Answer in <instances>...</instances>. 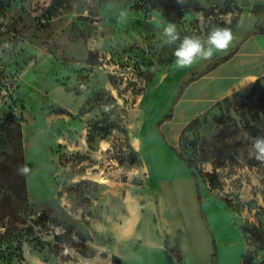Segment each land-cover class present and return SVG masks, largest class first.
I'll list each match as a JSON object with an SVG mask.
<instances>
[{"label": "rangeland", "instance_id": "1", "mask_svg": "<svg viewBox=\"0 0 264 264\" xmlns=\"http://www.w3.org/2000/svg\"><path fill=\"white\" fill-rule=\"evenodd\" d=\"M262 10L264 0H0V264H112L108 247L91 246L148 198L154 169L146 145L162 140L159 120L203 62L177 69L179 41L162 45L163 27L175 23L181 39L203 40ZM209 99L181 123L175 149L216 173L220 190L194 169L242 227L264 234V165L236 158L221 168L199 156L201 148L244 141L249 119L264 128V78ZM178 119L170 131L161 126L171 139ZM28 226L33 233L19 236ZM246 242L249 264H264L248 233ZM89 249L94 257L82 254Z\"/></svg>", "mask_w": 264, "mask_h": 264}, {"label": "crops", "instance_id": "2", "mask_svg": "<svg viewBox=\"0 0 264 264\" xmlns=\"http://www.w3.org/2000/svg\"><path fill=\"white\" fill-rule=\"evenodd\" d=\"M233 34L235 40L227 52H216L194 72L228 56L238 46L236 52L192 81L174 104L172 118L161 123V132L174 148L181 123L209 107L213 103L209 98L233 93L264 77V10L248 18ZM175 116L179 126L176 138L171 139L163 127L170 131L168 123ZM146 146L147 160L154 169V177L151 168V174L146 175L151 179L148 198L138 203L134 214L122 211L111 231H103L104 243L91 247H108L121 264H212L214 243L219 264H241L247 242L234 212L206 186H200L199 205L196 183L186 164L158 135ZM95 254L96 250L91 257ZM27 262L39 264L35 258Z\"/></svg>", "mask_w": 264, "mask_h": 264}, {"label": "trees", "instance_id": "3", "mask_svg": "<svg viewBox=\"0 0 264 264\" xmlns=\"http://www.w3.org/2000/svg\"><path fill=\"white\" fill-rule=\"evenodd\" d=\"M237 48H238V46L233 48L228 56L222 57L220 59H217V60L211 62L203 70L194 72L187 79H185L178 86L177 91L175 93V96L173 97L172 105H171L169 111L161 117V119L159 120V122L156 126V131L161 135L164 143L174 152L175 156L178 159H180L181 161H183L186 164L188 170L190 171V174L192 175V177L196 183L197 200H198L199 205L201 202L200 201V184H199V178L195 174V170H194L195 168H196V171H197L199 177L202 179V181L204 183L209 184L211 189L216 188V189L220 190V189H222L223 184L220 181L219 176L216 173L205 172L201 167H196L194 159H190V158L186 159V158L182 157V155L178 151H176V149L166 141L163 133L160 130V124L162 122L172 118L174 104L178 101V99L180 98L184 89L192 81L198 79L200 76H202L205 73L209 72L210 70L216 68L219 64L224 62L233 53H235ZM262 78H264V77H262ZM262 78H260L259 80H261ZM246 90H248V88H244V89L240 90L238 93H241V92L246 91ZM243 130H244V133L246 136L244 141L233 142L231 144H226L222 147H212L211 151H209L208 148H201L199 151L200 160L202 162H209L212 158H216L217 161H215L214 164L216 167H221V168H225L229 162H237L236 158H242L243 160H245L246 164L251 168L254 166L259 167V166L264 165V161H258L255 158H251L250 155L248 154V151L251 150V138H254L257 136H264V128H262L259 123H255L254 121H250V119H249L244 124ZM219 133L223 134L224 129H220ZM21 190L23 191V194H24L25 193V185H24L23 178H22ZM212 193L214 196L222 199L227 204V206L229 207V204H228L226 199L221 198L217 193H214L213 191H212ZM202 216H203V212H202ZM241 230L244 234L245 239H246V233H248L252 237V239L256 243H258L259 247L262 250H264V234L260 233L258 228L254 224H248V227H242L241 226ZM32 231H33V228L31 226H28L24 230H18V235L19 236L21 234H23L24 236L29 235V234L31 235L33 233ZM54 238L56 240L60 239L61 238L60 234L54 235ZM89 250L90 251L88 254H84V253H82V254L86 257L93 256L94 250L93 249H89ZM247 259H248V256L245 253L243 258H242L241 264H249V261H247ZM110 260H111L112 264H121L120 258L114 254L111 255ZM211 261H212V264H219L218 259H217L216 247H215L214 243H213V252L211 254Z\"/></svg>", "mask_w": 264, "mask_h": 264}, {"label": "clouds", "instance_id": "4", "mask_svg": "<svg viewBox=\"0 0 264 264\" xmlns=\"http://www.w3.org/2000/svg\"><path fill=\"white\" fill-rule=\"evenodd\" d=\"M178 3H185L186 0H177ZM128 12L119 11V19H126ZM235 40L230 28L215 27L207 35L206 39L199 36H181L175 23L168 22L161 31V43L164 46H172L179 41L174 50L175 66L177 69L191 67L198 60H211L216 52H227ZM251 158L264 161V136L251 138Z\"/></svg>", "mask_w": 264, "mask_h": 264}, {"label": "bare ground", "instance_id": "5", "mask_svg": "<svg viewBox=\"0 0 264 264\" xmlns=\"http://www.w3.org/2000/svg\"><path fill=\"white\" fill-rule=\"evenodd\" d=\"M177 125H178V124H177ZM166 131H167V130H166ZM166 131H165V132H166Z\"/></svg>", "mask_w": 264, "mask_h": 264}]
</instances>
